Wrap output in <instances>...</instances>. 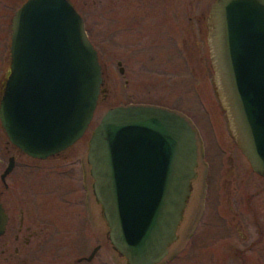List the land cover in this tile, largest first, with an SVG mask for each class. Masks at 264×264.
I'll return each mask as SVG.
<instances>
[{
	"label": "water",
	"instance_id": "1",
	"mask_svg": "<svg viewBox=\"0 0 264 264\" xmlns=\"http://www.w3.org/2000/svg\"><path fill=\"white\" fill-rule=\"evenodd\" d=\"M207 29L219 104L237 147L264 177V0H216ZM10 58L0 101L10 142L45 159L80 139L103 77L70 2L27 0L12 20ZM88 162L112 246L127 264H159L195 176L196 139L187 121L152 106L111 108L89 140Z\"/></svg>",
	"mask_w": 264,
	"mask_h": 264
},
{
	"label": "flooded vegetation",
	"instance_id": "2",
	"mask_svg": "<svg viewBox=\"0 0 264 264\" xmlns=\"http://www.w3.org/2000/svg\"><path fill=\"white\" fill-rule=\"evenodd\" d=\"M26 1L21 0L16 9L15 0H0V15L9 17L6 32L0 31L9 33L10 44L13 17ZM211 5L197 15L187 12L188 35L201 55L197 59L200 63L205 45L209 67L201 73L211 74L209 82L217 105L214 109L201 105L210 130L208 138L191 115L175 112L195 135V176L175 238L159 264H264V177L252 170L237 147L214 89L207 45ZM198 35L205 36L203 45ZM10 61L9 45V55L0 56V101ZM131 105L170 111V106L157 103L126 106ZM94 129L89 125L72 145L38 159L12 144L0 121V264H127L110 242V229L95 197L88 162ZM74 159L80 173L71 168L63 173H46L45 163L72 164Z\"/></svg>",
	"mask_w": 264,
	"mask_h": 264
},
{
	"label": "rangeland",
	"instance_id": "3",
	"mask_svg": "<svg viewBox=\"0 0 264 264\" xmlns=\"http://www.w3.org/2000/svg\"><path fill=\"white\" fill-rule=\"evenodd\" d=\"M213 1L71 0L85 22L103 77L101 99L89 124L93 129L111 108L157 103L170 106V111L191 115L202 135L210 136L201 105L214 109L217 104L209 82L211 74L201 73L209 67L203 45L205 36H197L203 45L204 60L200 63L197 59L201 55L194 48L191 34L188 35L187 12L197 15L198 11L208 10ZM20 4L21 0H15L16 9ZM8 21L9 17L0 15L1 31L6 32ZM1 31L2 58L9 55L10 35ZM44 165L46 173H63L70 168L80 173L76 159L72 164Z\"/></svg>",
	"mask_w": 264,
	"mask_h": 264
}]
</instances>
